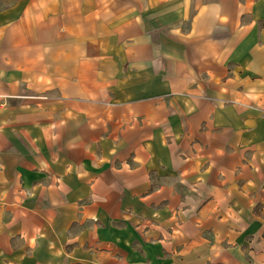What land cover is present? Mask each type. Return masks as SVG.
<instances>
[{
	"label": "crops",
	"instance_id": "1",
	"mask_svg": "<svg viewBox=\"0 0 264 264\" xmlns=\"http://www.w3.org/2000/svg\"><path fill=\"white\" fill-rule=\"evenodd\" d=\"M0 264H264V0H0Z\"/></svg>",
	"mask_w": 264,
	"mask_h": 264
}]
</instances>
